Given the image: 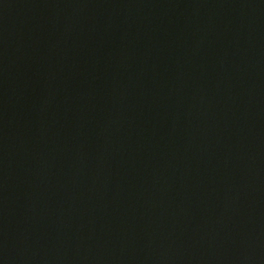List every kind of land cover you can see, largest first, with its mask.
<instances>
[{"label": "water", "instance_id": "obj_1", "mask_svg": "<svg viewBox=\"0 0 264 264\" xmlns=\"http://www.w3.org/2000/svg\"><path fill=\"white\" fill-rule=\"evenodd\" d=\"M0 264H264V0H0Z\"/></svg>", "mask_w": 264, "mask_h": 264}]
</instances>
